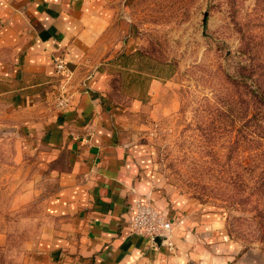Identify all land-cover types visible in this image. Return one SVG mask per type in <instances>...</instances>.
Returning <instances> with one entry per match:
<instances>
[{
    "label": "rangeland",
    "instance_id": "obj_1",
    "mask_svg": "<svg viewBox=\"0 0 264 264\" xmlns=\"http://www.w3.org/2000/svg\"><path fill=\"white\" fill-rule=\"evenodd\" d=\"M120 2V42L129 50L110 63L109 95L145 146L153 191L167 194L165 209L189 225L178 228L137 197L171 224L162 245L138 235L165 248L168 264H264L251 215L229 198L226 181L247 178L242 167L264 152V0ZM6 105L0 101V264H53L54 184L39 174ZM230 242L239 250L232 255Z\"/></svg>",
    "mask_w": 264,
    "mask_h": 264
},
{
    "label": "crops",
    "instance_id": "obj_2",
    "mask_svg": "<svg viewBox=\"0 0 264 264\" xmlns=\"http://www.w3.org/2000/svg\"><path fill=\"white\" fill-rule=\"evenodd\" d=\"M122 5L0 0V101L39 174L54 184L47 203L53 264H168L165 248L132 231L137 197L152 200L178 228L189 226L165 209L167 194L153 191L145 146L109 95L110 63L129 50L120 42ZM55 58L65 61L67 76L55 73ZM59 96L68 103L58 109Z\"/></svg>",
    "mask_w": 264,
    "mask_h": 264
},
{
    "label": "trees",
    "instance_id": "obj_3",
    "mask_svg": "<svg viewBox=\"0 0 264 264\" xmlns=\"http://www.w3.org/2000/svg\"><path fill=\"white\" fill-rule=\"evenodd\" d=\"M238 77L245 78L244 74H238ZM258 101L264 105V96ZM260 156L262 160L256 164H247L242 167L247 178L242 177L244 179L240 183H237L234 178H228L226 181L234 188L229 198L233 199L239 209L251 215L250 220L255 225V242L264 250V152Z\"/></svg>",
    "mask_w": 264,
    "mask_h": 264
},
{
    "label": "built area",
    "instance_id": "obj_4",
    "mask_svg": "<svg viewBox=\"0 0 264 264\" xmlns=\"http://www.w3.org/2000/svg\"><path fill=\"white\" fill-rule=\"evenodd\" d=\"M54 71L58 76H67L69 70L66 67V63L61 58H55L53 60ZM68 103L65 96H59L54 101L56 108H63ZM136 211L131 215L130 224L132 231L139 235L154 241L156 237H169L171 231V224L164 219L159 211L150 207L142 199L137 200Z\"/></svg>",
    "mask_w": 264,
    "mask_h": 264
},
{
    "label": "water",
    "instance_id": "obj_5",
    "mask_svg": "<svg viewBox=\"0 0 264 264\" xmlns=\"http://www.w3.org/2000/svg\"><path fill=\"white\" fill-rule=\"evenodd\" d=\"M154 240L158 245H162L165 242V237H156Z\"/></svg>",
    "mask_w": 264,
    "mask_h": 264
}]
</instances>
